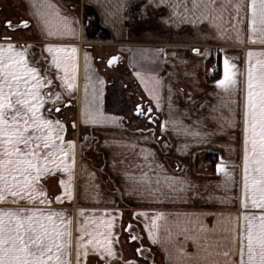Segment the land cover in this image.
I'll list each match as a JSON object with an SVG mask.
<instances>
[{
	"label": "crops",
	"instance_id": "obj_1",
	"mask_svg": "<svg viewBox=\"0 0 264 264\" xmlns=\"http://www.w3.org/2000/svg\"><path fill=\"white\" fill-rule=\"evenodd\" d=\"M16 1L25 8L34 36L26 39L3 32L0 14V42L10 36L22 48L31 45L30 61L43 57L45 68L51 59L48 44L78 50L76 88L69 94L54 79V91L63 96L57 104L61 111L51 113L65 125V141L75 142V166L71 198L60 183H68L69 174L58 171L42 181L50 204L21 201L0 204V208L63 212L64 219L72 221V264H76L82 225L93 235L110 233L114 256L94 252L89 245L86 258L81 249L80 264H146L135 252L133 235L127 238L128 224H137L158 264H238L242 216L261 214L250 200L247 209L242 207L248 52L264 53V44L249 28L251 0H232L217 20L204 19L203 4L193 8V0ZM236 3L241 4L239 13ZM47 4L69 18L75 34H47L44 19H57ZM78 6L91 19H86L84 27ZM92 26L105 36L100 41L123 52L119 65L128 70L134 91L157 111L156 125L129 126L119 114L104 109L107 80L103 76L110 77V71L115 74L119 68L102 69L98 63L97 51L87 37L88 31L96 32ZM226 59L235 66L237 81L227 90L218 87ZM214 60L220 73L208 81L204 69ZM51 70L57 72L54 67ZM86 110L101 114L97 122L85 123ZM200 152L216 155L213 172L197 171L194 157ZM157 216L159 228L152 229ZM89 238L85 236L84 242ZM97 239L104 237L97 235Z\"/></svg>",
	"mask_w": 264,
	"mask_h": 264
},
{
	"label": "snow or ice",
	"instance_id": "obj_2",
	"mask_svg": "<svg viewBox=\"0 0 264 264\" xmlns=\"http://www.w3.org/2000/svg\"><path fill=\"white\" fill-rule=\"evenodd\" d=\"M201 3L203 18L211 16L217 20L222 19L232 0H220L219 8L217 0H193V8ZM234 7L239 13L241 4L236 3ZM248 7L251 13L250 32L259 43L264 44V0H251ZM47 8L57 18L55 21L45 18L43 21L49 36L75 34L67 16H61L59 9L52 4H47ZM43 15L47 17L50 14ZM22 23L27 26L26 21ZM6 27H13L11 21L6 22ZM29 47L31 45L22 48L14 44L10 36H4L3 42H0V204H19L21 201L29 205L50 204L42 181L58 171L69 174L68 183L63 180L60 183L71 198L75 142L65 141L66 127L60 120L52 118L51 113L53 109L57 113L61 111L57 104L62 103L63 96L62 92L54 91V79H59L60 86L69 94L76 88L78 50L72 47L69 51L63 46L48 44L46 51L51 59L50 65L45 68L43 57L35 63L30 61ZM194 51L198 53V50ZM254 56L255 64L252 63ZM260 57H264V53L248 52L242 207L247 209L250 200L252 208L260 209L261 214L242 216L245 223L240 228L238 264H264V59ZM116 59L113 57L109 64ZM52 67L57 70L56 73H52ZM234 68L226 59L224 79L218 82V87L227 90L237 84ZM100 115L86 110L85 123L97 122ZM80 214L83 215L82 210ZM159 218L153 219L152 229L159 228ZM71 223V220L64 219L63 212L37 207L0 208V264H72ZM111 227L109 222L108 228ZM79 231L76 264H80L81 249L83 256H88L89 245L94 252L114 256L108 239L110 233H98L104 237L99 240L83 225ZM85 236L90 237L86 243ZM232 243L235 246V235ZM224 255L228 256V253Z\"/></svg>",
	"mask_w": 264,
	"mask_h": 264
},
{
	"label": "rangeland",
	"instance_id": "obj_3",
	"mask_svg": "<svg viewBox=\"0 0 264 264\" xmlns=\"http://www.w3.org/2000/svg\"><path fill=\"white\" fill-rule=\"evenodd\" d=\"M0 14L2 16V18H1V28H2V31L3 32L9 31V34L10 35L11 34H14V35H16V37H19V38H22V37H24L26 39H32L33 38L34 32L30 29V25H28L26 27H23V28H16V29H9L8 27H6L5 22L7 20L8 21H11L12 23H18V22H20L22 20H27L26 19V16H25V14H26L25 8H23L22 5H20L16 0H0ZM78 14L79 15L80 14L81 15L83 14V17H82L83 27H84V22H85L86 19L89 20V21H91V19H89V17L86 16V14L84 15L83 7L78 6ZM93 29L96 30L94 27H93ZM87 37L91 39V40H88V41H90L89 43H91V45L94 44V43H98V44H95V45H92V46H94L93 49H95V51H97V56H98V61H99L98 63L101 64L102 69H105V67H107V63H106L107 57H109L110 55H115L116 53H123L121 50H119V49H117L115 47H112L108 43L103 44L102 42H100V40H103L104 41L105 36L102 33H100L99 30H96V32L94 34H89V31H88ZM99 43H101V44H99ZM217 59H218V57H217ZM217 59H215V60L217 61ZM37 60L38 59L35 58V61H37ZM215 60L212 61V62H207V63H211V65L215 69L214 72H212V73H209L208 72L207 73L206 72V68L204 69V72H205V75H206L205 77H206L207 80H208V78L214 76L216 73H219L220 72L217 63L215 64ZM119 64H121V61L117 65H114V67L115 68L118 67L122 71H120L118 69L119 71L118 70L117 71H114L115 74H112V71H110L111 72L110 77H112V78L117 77V78H119L122 81L129 82V80L131 79V76L129 75V73L128 74L126 73V71H128V70L127 69L126 70L125 69L123 70V68L121 69V67H120ZM207 65H210V64H207ZM124 75H126V76L124 77ZM103 77H106V80L109 78V76H107V74H105ZM152 108H153V112L155 113L154 116L156 118L157 117V111L155 110L154 107H152ZM197 154H199V153H196L195 156H197ZM215 158H216V162H217L216 155H215ZM194 159H195V157H194ZM215 163H213L211 161V159H209V158L208 159H205L203 162L199 163L198 167L196 165L197 171L211 173L214 170L213 168H214V164ZM130 225H132V224H128L127 225V229H130L129 228ZM136 225H134V226L137 227ZM125 227H126V225H125ZM125 232H126V230H125ZM130 234H131L130 232H126L127 238H129L128 236H130ZM137 234L140 235L139 229H138V233ZM129 240L132 241L131 239H129ZM135 242H137V241H135ZM137 243L139 245L137 244L136 245V248H138V247H144V248L147 247V248H149V250L153 253V261H154V263L155 264H158L157 261H156V255H155V253L152 251V249L148 245H146V243L142 240V238L140 239V242H137ZM136 248H135V252H136ZM139 257L146 264H150V261L149 260L143 258L142 256H139Z\"/></svg>",
	"mask_w": 264,
	"mask_h": 264
},
{
	"label": "trees",
	"instance_id": "obj_4",
	"mask_svg": "<svg viewBox=\"0 0 264 264\" xmlns=\"http://www.w3.org/2000/svg\"><path fill=\"white\" fill-rule=\"evenodd\" d=\"M220 73V72H219ZM219 73H216L214 76L208 78L209 81L214 80L218 78ZM134 81L129 80L122 81L119 78H108L107 84L104 91V97H103V106L104 109L107 112L110 113H117L119 114L123 119H125V124L129 126H135V127H141L150 125L153 122L156 123L155 116L153 109L150 111L149 118L141 117L139 114H135V105L137 104V100L143 101V98L141 95V98L135 93L131 94L129 93L130 90L134 91L133 89ZM138 96V97H137ZM137 98V99H136ZM139 102V101H138ZM149 119V121H148ZM155 119V121H154ZM211 159L213 163L216 162V158L214 154L208 153V152H200L195 156V165H199V163L203 162L205 159Z\"/></svg>",
	"mask_w": 264,
	"mask_h": 264
},
{
	"label": "water",
	"instance_id": "obj_5",
	"mask_svg": "<svg viewBox=\"0 0 264 264\" xmlns=\"http://www.w3.org/2000/svg\"><path fill=\"white\" fill-rule=\"evenodd\" d=\"M22 22H25V20H22V21H20L18 23H15V24L12 23L13 27L11 29H16L18 27H22V28L25 27V25ZM27 25H28V22H27ZM113 57H116L117 59L113 63L109 64V61L112 60ZM118 58H119L118 55L111 56L110 59L108 60V64L109 65L116 64ZM129 228L130 229H128V232H130L133 235V236H131V239L134 240V241L140 242L141 235H138L137 234L138 233V228L135 227L134 225H130ZM136 252H137V254L139 256H142L143 258L149 260L150 261V264H155L154 261H153V253L149 250V248H147V247L146 248H144V247H138V248H136Z\"/></svg>",
	"mask_w": 264,
	"mask_h": 264
},
{
	"label": "flooded vegetation",
	"instance_id": "obj_6",
	"mask_svg": "<svg viewBox=\"0 0 264 264\" xmlns=\"http://www.w3.org/2000/svg\"><path fill=\"white\" fill-rule=\"evenodd\" d=\"M25 21H27V20H25ZM83 20H82V18H81V22H82ZM86 21V20H85ZM6 22H8V20L6 21ZM6 22H5V24H6ZM28 22V25H29V21H27ZM12 23V22H11ZM13 24H15V23H13ZM27 25V26H28ZM26 27V26H25ZM18 28H22V27H18ZM100 42H102L103 44H104V42L103 41H100ZM95 44H98V43H94V45ZM99 44H101V43H99ZM115 55H118L119 56V58H118V60H117V62H116V64H113V65H109L108 64V60L110 59V57L111 56H113V55H110L109 57H107V59H106V63H107V67H109V68H113L114 67V65H117L120 61H121V59H122V55L120 54V53H116ZM109 78H112V77H109ZM116 77H114V79H115ZM129 93H131V94H135L136 92L135 91H132V90H130V92ZM137 94V93H136ZM138 96H139V94H137ZM137 96V97H138ZM140 98H141V96H139ZM137 99V98H136ZM139 101V102H138ZM149 109H152L149 105H148V103L144 100V101H141V100H137V104L135 105V108H134V110H135V114H139L141 117H147V118H149V115H150V111H149Z\"/></svg>",
	"mask_w": 264,
	"mask_h": 264
},
{
	"label": "built area",
	"instance_id": "obj_7",
	"mask_svg": "<svg viewBox=\"0 0 264 264\" xmlns=\"http://www.w3.org/2000/svg\"><path fill=\"white\" fill-rule=\"evenodd\" d=\"M214 70H215V69L213 68V66H212L211 64L206 66V72H207V73H208V72H209V73H212V72H214Z\"/></svg>",
	"mask_w": 264,
	"mask_h": 264
}]
</instances>
